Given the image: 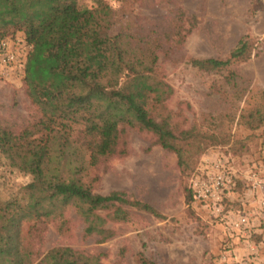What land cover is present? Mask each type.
Wrapping results in <instances>:
<instances>
[{
	"label": "trees",
	"instance_id": "1",
	"mask_svg": "<svg viewBox=\"0 0 264 264\" xmlns=\"http://www.w3.org/2000/svg\"><path fill=\"white\" fill-rule=\"evenodd\" d=\"M92 1L87 6L84 0H0V42L21 32L31 47L24 84L37 109L36 120L21 129L0 123V264H104L99 256L69 246L43 256L31 246L28 240L48 224L68 233L71 210L83 219L84 235H96L100 243L114 237L110 223L130 220L128 207L163 218L125 192L95 190L97 177L90 170L126 153L121 143L128 130L153 134L156 144L176 155L183 178L211 147L226 146L242 158L264 130V91L242 107L245 90L233 69L252 59L255 39L243 36L225 58L188 60L202 72H226V88L213 85V92L227 104L226 110L203 112L188 125L185 103L177 110L169 106L175 90L160 55L171 59L181 50L197 27L196 16L177 9L164 36L115 33L112 7L105 0ZM259 6L262 0L253 13ZM236 127L249 133L238 136ZM21 174L29 179L18 181ZM184 190L189 203L193 192L186 185ZM139 264L158 263L142 252Z\"/></svg>",
	"mask_w": 264,
	"mask_h": 264
},
{
	"label": "rangeland",
	"instance_id": "2",
	"mask_svg": "<svg viewBox=\"0 0 264 264\" xmlns=\"http://www.w3.org/2000/svg\"><path fill=\"white\" fill-rule=\"evenodd\" d=\"M105 1L114 13L115 33L131 31L151 33L152 37L164 36L171 30L177 9L182 8L196 16L197 27L181 50L172 52L171 59L163 53L160 55L166 80L175 90L169 106L177 110L184 102L188 125L203 112L217 113L227 107L221 96L213 92V85L221 84L226 88V72H202L193 68L188 60L191 57L225 58L246 35L257 41L258 48L249 62L233 69L238 73L239 85L245 90L241 106H246V100L258 101L260 91H264V0L256 13L253 9L258 0H141L128 4L120 0ZM83 4L91 6L93 1L84 0ZM1 42L7 43L9 50L18 56L13 64L3 63L0 57V123L21 129L37 118V109L24 84V63L31 47L21 32ZM176 58L178 61L174 62ZM186 103L191 105L190 110ZM234 130L241 137L249 133L239 127ZM261 143L252 142L248 154L258 153ZM121 147L126 152L124 155L103 159L90 170L97 177L96 192L102 195L125 192L130 198L153 206L163 218L128 207L130 220L110 223L107 227H111L115 235L100 243L98 236L84 235L83 219L71 210L68 233L60 234L56 223H51L42 229L40 236L28 240L36 253L43 256L52 248L69 246L99 256L104 264H139L142 252L158 264H222L220 256L228 240L223 227L213 221L209 212L194 198L187 202L184 187L191 190V176L204 159L232 154L226 146L209 148L201 155L194 171L185 178L177 167L176 155L156 144L154 135L149 132L128 130L122 137ZM234 157L243 167L252 162L249 158ZM18 179L27 181L29 177L21 174ZM244 190L247 189L240 181L237 192ZM253 240L261 239L254 236ZM234 247L242 256L243 243L234 240ZM263 258L264 245L261 250L263 262L259 264H264Z\"/></svg>",
	"mask_w": 264,
	"mask_h": 264
},
{
	"label": "built area",
	"instance_id": "3",
	"mask_svg": "<svg viewBox=\"0 0 264 264\" xmlns=\"http://www.w3.org/2000/svg\"><path fill=\"white\" fill-rule=\"evenodd\" d=\"M17 54L9 50L5 42L0 43V57L5 64L17 62ZM259 161H252L245 167L236 162L235 157L226 153L209 160L204 159L192 174L190 188L195 202L206 209L211 219L219 223L228 238L225 249L220 256L222 264H240V262L259 264L264 245V142L261 143ZM245 185L259 202L260 241H254L252 216L244 206L230 207L233 194L237 192L239 182ZM234 240L243 243L242 256L234 247ZM239 257L241 259H239Z\"/></svg>",
	"mask_w": 264,
	"mask_h": 264
},
{
	"label": "crops",
	"instance_id": "4",
	"mask_svg": "<svg viewBox=\"0 0 264 264\" xmlns=\"http://www.w3.org/2000/svg\"><path fill=\"white\" fill-rule=\"evenodd\" d=\"M260 141L264 142V130L261 133ZM249 158L250 160H257L259 161L260 159V153H254V154H246L244 155L241 159ZM261 171L264 175V167L261 166ZM231 202H234V205H238L239 207L244 206L246 207L247 210L250 211L251 216H252V230L255 232L254 236H257L258 239L262 238V235L259 233L260 232V217L258 215L259 212V202L256 199V197L249 191L244 190L243 192H236L233 194L231 197ZM236 200V201H235ZM264 260V258H263ZM263 262V261H261Z\"/></svg>",
	"mask_w": 264,
	"mask_h": 264
}]
</instances>
